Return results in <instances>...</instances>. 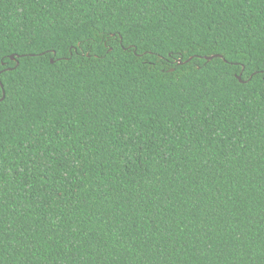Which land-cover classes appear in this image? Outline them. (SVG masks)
Masks as SVG:
<instances>
[{
    "label": "trees",
    "instance_id": "16d2710c",
    "mask_svg": "<svg viewBox=\"0 0 264 264\" xmlns=\"http://www.w3.org/2000/svg\"><path fill=\"white\" fill-rule=\"evenodd\" d=\"M0 81V264H264V0H0Z\"/></svg>",
    "mask_w": 264,
    "mask_h": 264
},
{
    "label": "water",
    "instance_id": "95a60500",
    "mask_svg": "<svg viewBox=\"0 0 264 264\" xmlns=\"http://www.w3.org/2000/svg\"><path fill=\"white\" fill-rule=\"evenodd\" d=\"M219 57L221 58L222 56L215 55V56L205 57L204 59H205L206 61H212L213 59H215V58H219ZM11 59H12L13 61H15V60H16V57H15V56H11ZM190 60H191V59H189V61H190ZM52 62H53V60H52ZM180 63H181V62H180ZM18 65H19V63H18ZM238 79H239L240 82L243 83V80H242V77H241V76H239ZM0 84H1L2 87L4 88L3 84L1 83V81H0ZM5 97H6V93H5V91H4V96H3L2 99H0V102L3 101V100L5 99Z\"/></svg>",
    "mask_w": 264,
    "mask_h": 264
}]
</instances>
